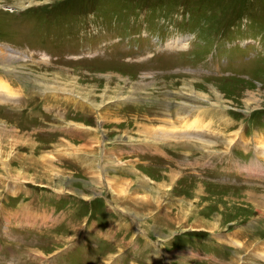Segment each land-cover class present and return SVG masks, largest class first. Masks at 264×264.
Instances as JSON below:
<instances>
[{"label": "rangeland", "instance_id": "374dc122", "mask_svg": "<svg viewBox=\"0 0 264 264\" xmlns=\"http://www.w3.org/2000/svg\"><path fill=\"white\" fill-rule=\"evenodd\" d=\"M57 83L81 98L55 92ZM188 84L210 104L184 92ZM39 95L54 116L19 117ZM195 103L202 107L190 112ZM171 113H180L174 124ZM187 120L194 135L173 144L142 132ZM142 141L157 156L139 154ZM260 142L264 0H0V264H264ZM131 163L141 167V194L125 185L129 198L118 201L108 180L132 182ZM107 233L117 242L99 250ZM63 248L67 257L55 259Z\"/></svg>", "mask_w": 264, "mask_h": 264}, {"label": "bare ground", "instance_id": "6f19581e", "mask_svg": "<svg viewBox=\"0 0 264 264\" xmlns=\"http://www.w3.org/2000/svg\"><path fill=\"white\" fill-rule=\"evenodd\" d=\"M183 44V43H182ZM58 84V86H57V88L55 87V92H63V93H65V92H67V93H70V94H74L75 96H77V97H79V98H81L80 97V95H77V94H75V92H76V90H70L69 88L67 89V86L66 85H62V84H60V83H57ZM7 85V84H6ZM52 87V86H51ZM63 87L65 88V89H63ZM70 87H72V86H70ZM187 87V88H186ZM185 87V89H184V92H190L191 93V95L194 97V99H197V100H200V101H204L205 103H207V104H210L209 103V97L207 96V95H204V94H202V93H200V92H197V91H195V90H193L194 89V87H193V84H188L187 86ZM6 89V88H5ZM73 89V88H72ZM181 89V88H180ZM43 90H45L44 92H52V89H50V88H43ZM53 90V91H54ZM60 90V91H59ZM62 90V91H61ZM73 91V92H72ZM214 96H215V99H216V102L218 103V104H220V106H221V109H224L225 108V106H223L222 104H223V102L221 101V99H222V97L220 96V94H218L217 93V91H214ZM87 95V94H86ZM88 97V96H87ZM118 97V96H117ZM85 98V97H84ZM91 98V97H90ZM90 98L88 99V100H90ZM102 99L104 100V102H102L103 104L106 102V98H104V97H102ZM119 99V98H118ZM86 100V99H85ZM249 101V100H248ZM248 101H246L245 103L246 104H248ZM89 103H91V102H89ZM250 105H251V107L250 106H246L245 107V109H246V111H247V113H248V111H250L252 108H257L258 106V102L254 99V100H251L250 102ZM92 104H93V102H92ZM186 104V103H185ZM188 106H189V104H187ZM197 104L195 103V105H192L191 104V106H189L190 108H188V110L190 111V112H192V108H200V107H202V106H196ZM94 106V105H93ZM223 106V107H222ZM253 106H255V107H253ZM97 107H100V106H97ZM166 109V108H165ZM225 110V109H224ZM221 111V110H220ZM189 113V112H188ZM180 115V113L179 114H176L175 115V117H178ZM98 116H100L101 118H99L100 120H102V118H104L103 120H105L106 122H104L105 124L106 123H109L108 122V116H106L105 114L103 115H98ZM115 121H113L112 123H114ZM160 122H165V123H169L170 124V122H167V120H165V119H161L160 120ZM111 123V122H110ZM179 123V122H178ZM191 123V122H190ZM192 124V123H191ZM159 126H158V129H156V130H148V129H146V128H144V131H142L141 129L139 130V131H142L144 134H145V139L146 140H154V141H161V140H163V142L164 141H166V143H171V144H173L174 142H176L177 141V138H180V135L181 134H183L184 135V133H185V131L186 132H188L187 130L189 129L190 130V128H189V126L188 125H184V124H181V126H180V124H179V128H175L174 126H163V125H161V124H158ZM183 126H184V128H183ZM169 128L170 130H168L167 128ZM191 128H193L194 126H190ZM187 133H185V135H186ZM15 136V135H14ZM15 138V137H14ZM96 138H98V137H96ZM190 138V137H189ZM190 139H192V138H190ZM147 142V141H146ZM184 144H183V146H184V148H185V150H187L189 147H187L186 145V142H187V140L185 139L184 141ZM203 143V146L204 147H206V148H212V146H208V145H213V146H215L214 144H212V142H211V144H205V142L206 141H202ZM230 142V141H229ZM92 143H98V140L97 141H94V138H93V141H92ZM232 143V142H231ZM217 144V143H216ZM230 144V143H229ZM105 145V144H104ZM220 145V144H219ZM30 146V145H29ZM202 146V147H203ZM225 148V147H224ZM260 148H261V150H262V152L264 153V143H261L260 142ZM83 149V148H82ZM92 150H94V147H93V149ZM98 150V149H97ZM96 152V151H95ZM93 157V156H92ZM45 158H43V160H44ZM107 160H108V158L106 157V158H104V160H103V169H104V171H105V173H106V170H105V165L104 164H107L106 162H107ZM50 161H52V160H50ZM5 162V161H4ZM55 163V162H54ZM10 164V163H9ZM52 162H50V166H51V168H53V166H52ZM3 165V164H2ZM44 165V164H43ZM42 165V166H43ZM110 165V164H109ZM3 167V166H2ZM5 167L9 170V172H11L10 171V169L8 168L9 166H8V164H7V162H6V165H5ZM41 168V167H40ZM43 168V167H42ZM13 171H14V169L13 168H11ZM116 169V167L115 168H113L112 167V170H115ZM118 169H120V168H118ZM52 170V169H51ZM50 171V170H49ZM108 171V170H107ZM57 172V171H56ZM58 172H60V171H58ZM44 173V172H43ZM48 173V172H47ZM13 175L14 177H16V178H18V179H22V180H25V177H24V174L22 173V172H19V173H16L15 175L13 174V173H10V175ZM45 174V173H44ZM12 175H11V177H12ZM46 175V174H45ZM44 175V176H45ZM56 175V174H55ZM171 176L170 177H172V178H170V180H171V183H172V181H173V177L176 175L177 176V173H174V175H173V173H171L170 174ZM49 176H50V174H49ZM98 177H97V179L100 177L99 175H97ZM62 177V176H61ZM107 177V176H106ZM105 177V178H106ZM4 178V177H3ZM24 178V179H23ZM48 178V177H47ZM49 179V178H48ZM58 180V179H57ZM109 181V182H108ZM107 182L108 183H111L110 185H111V188H112V191L114 192V194H116V196H117V198H116V200H120V199H122V198H129V196H128V194H127V189H126V187L127 186H125V184H123V185H120L119 183H114L113 182V180H112V178H110V180H108ZM123 183V182H122ZM161 186V185H160ZM159 186V187H160ZM11 187V186H10ZM9 187V188H10ZM163 187V186H162ZM165 187V186H164ZM130 194V193H129ZM256 198V197H255ZM263 200L264 199H262L261 198V203H263ZM124 202V201H123ZM122 202V203H123ZM142 202V201H141ZM145 202H147V201H145ZM138 203V202H137ZM151 205V204H150ZM262 208H264V204H262V206H261ZM147 209V208H146ZM131 210H132V208H131ZM129 212H130V209H129ZM133 214H135V216H140L136 211H134V209H133V211H131ZM264 213V212H263ZM141 218V217H140ZM196 226V225H195ZM200 226V225H199ZM199 226H196V229H199L200 227ZM198 227V228H197ZM147 228V227H146ZM202 229L204 228V226L203 227H201ZM207 228V227H206ZM148 229V228H147ZM193 229H194V227H193ZM149 231H150V229H148ZM207 231H210L211 233H213L214 232V229H213V227H210L209 229H207ZM152 234H154V232L153 231H150ZM168 235H170V234H168ZM168 235H166V236H162V235H158L159 236V238H165V237H167ZM175 238V237H174ZM169 243V242H168ZM255 243H257V244H260V247H262L261 246V244H262V241L260 242V243H258V242H255ZM166 245V244H165ZM164 245V246H165ZM169 244H167L166 246H168ZM233 245L234 246H236L237 248H238V246L239 247H241L242 246V244L240 243V242H234L233 243ZM238 250V249H237ZM257 252H259V246H258V248H257V251L255 252V253H257ZM255 253H253V255H255ZM257 258H264V252L261 250L257 255ZM263 261H264V259H263Z\"/></svg>", "mask_w": 264, "mask_h": 264}, {"label": "crops", "instance_id": "0c3cea01", "mask_svg": "<svg viewBox=\"0 0 264 264\" xmlns=\"http://www.w3.org/2000/svg\"><path fill=\"white\" fill-rule=\"evenodd\" d=\"M98 138H99V131H98ZM102 140L104 141V143L106 142L107 143V140H106V136L104 135V134H102ZM100 141V140H99ZM132 142V143H131ZM135 141H130V143L131 144H133ZM141 142V141H140ZM143 142V141H142ZM126 143H129V142H126ZM144 143V145H145V147L144 148H141V147H139V149H138V152H139V154H142V155H144L146 158H149V155H151L153 152H152V148L150 149V148H148L147 147V144H146V142L144 141L143 142ZM134 144H138V141H136ZM98 145V144H97ZM150 146V145H149ZM97 147V146H96ZM115 147V146H114ZM119 147H120V145H118V146H116V151L117 150H120L119 149ZM97 149H98V147H97ZM172 149V148H171ZM114 153V152H113ZM121 153V152H120ZM156 153V152H155ZM159 155H163V153H162V151H161V153H159ZM151 156H157V155H151ZM144 157V162H147L148 161V159L146 160V158ZM132 160V159H131ZM141 161V160H140ZM132 165H130L131 166V170H132V172H129L131 175H132V177H134V179H133V181L131 182V179H129V178H125V177H120V176H117V175H110V176H112V177H114V178H116V180L114 181L115 183H117L118 181H123V183H125V185H127V186H129V187H131V192H132V194H138L139 193V189H136V186L133 184V183H135L134 181L136 180H138L139 179V177H140V173H141V171H140V168L141 167H138L136 164H134V163H131ZM134 168V169H133ZM117 171H121V173L122 174H124L125 173V168H120V170H117ZM100 176V175H99ZM100 178V177H99ZM138 184H139V182H138ZM133 187V188H132ZM139 194H141V193H139ZM122 202V201H121ZM232 233H234V235H235V237H236V239H238V230H236L235 232H232ZM230 238V237H229ZM111 239H112V241L114 242V243H116L117 241L115 240V238L112 236L111 237ZM174 239V238H173ZM170 242V241H169ZM168 243V242H167ZM166 243V244H167ZM225 243V242H224ZM209 247V246H208ZM136 248V247H135ZM132 251H134L133 250V248H132ZM218 261H220V260H218Z\"/></svg>", "mask_w": 264, "mask_h": 264}]
</instances>
